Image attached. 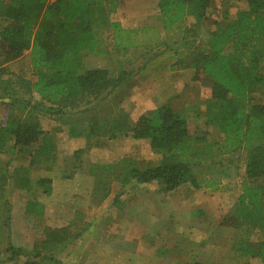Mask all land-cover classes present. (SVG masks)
Segmentation results:
<instances>
[{"label": "rangeland", "instance_id": "obj_1", "mask_svg": "<svg viewBox=\"0 0 264 264\" xmlns=\"http://www.w3.org/2000/svg\"><path fill=\"white\" fill-rule=\"evenodd\" d=\"M158 2L117 1V6L122 8L123 23L127 27L136 29L143 23L145 29H149L148 33L143 30L138 33L140 42L149 41V37H157L152 29L154 27L159 28L157 34L161 41L149 47L121 48L115 44L110 28L99 31L102 40L100 50L106 52L96 54L85 51L82 58L84 68H107L114 76L118 75L122 66L131 65L135 70L124 86L111 95L94 99L89 105L84 101L78 102V105L58 113L55 112L56 106L42 103L40 94L28 91L27 82L37 80L31 65L30 50L25 51L19 59L3 63L6 72L1 79L9 81L11 89L7 88L6 92L0 88V127L7 122L10 114L22 118H32L34 115L44 131L51 136L56 148L51 160L42 161L40 158L31 166L32 181L50 179L46 185H34L30 193L18 192L12 185L6 186L5 195L0 199V259L3 258L0 264L9 257V253H5L9 243L20 246L18 243L28 242L22 246L31 251L34 245L42 243L46 228H55L57 225H67L68 239L56 245H40V257L22 255L15 260L16 264H26V261L36 264H175L176 260L167 258L172 247L179 242L173 229L182 234L188 231V235H191L193 230L181 231L182 227L188 228L190 222L199 221L193 219L186 223L185 213L188 210L196 204L206 203L209 208H218L215 219L223 223L222 217L233 209L245 170L244 152L225 156L220 151L210 153L208 161L215 162L216 168L201 163L194 170L197 176L221 171L224 175L228 173L229 178H224L221 190L207 191L205 194L201 192L200 196L196 194L191 198L188 195L193 189L188 184L168 196L155 182L140 186L133 180L124 185L119 180L124 172L120 165L109 170L103 169L105 164L123 159L135 160L144 167L159 163L160 155L153 152L149 140L133 138L130 127L143 112L165 104L184 110L189 131L201 137L197 144L207 145L209 141L219 143L224 139V133L207 120L205 109L212 95L211 81L204 75L195 78L194 72L183 77L170 69V64L179 57L178 53L191 51L198 43L206 41L209 31L216 26L215 22L222 18L223 5L220 0H213L208 18L201 24H194L195 20L188 17L177 29L165 31L158 19ZM246 6L247 0L234 1L228 6V11L234 15ZM3 25L4 21L0 20V30ZM185 80L186 85L178 87V83ZM253 101L258 103L264 101V98L258 94ZM12 102L15 106H11ZM116 121L125 126L126 132H118L115 138L89 133L91 125L108 128ZM72 127H76L80 134L71 136ZM14 152L10 156L17 154ZM10 156L0 153L4 159ZM10 169L13 171V164ZM30 194H34L36 200L45 205L42 220H36L35 215L29 214L24 208L27 200L32 197H29ZM159 199H163L162 202ZM159 205L162 210L157 207ZM173 205L180 211L172 210ZM10 209L13 215L11 224L7 222ZM151 209H154L153 214ZM172 212L173 215L181 213L177 219H184V224L181 223L179 230L169 227V233L168 229L163 230L167 225L163 216ZM208 217L206 219L211 221ZM135 218L139 221H134ZM207 220L197 229V233L202 230V237L211 235ZM153 231L158 234L153 235ZM233 234L248 236L243 229H225L222 237L227 241ZM251 237L257 239L256 234ZM259 238H264V233ZM221 251L226 257L231 253L227 247H222ZM174 255H177L176 251ZM182 255L188 257L187 254ZM198 259L210 261L211 256L204 251ZM237 259L243 260L241 257Z\"/></svg>", "mask_w": 264, "mask_h": 264}, {"label": "trees", "instance_id": "obj_2", "mask_svg": "<svg viewBox=\"0 0 264 264\" xmlns=\"http://www.w3.org/2000/svg\"><path fill=\"white\" fill-rule=\"evenodd\" d=\"M117 1L0 0V20L4 21L0 30V88L6 90L11 85L1 79L6 72L3 63L20 58L27 50H30L32 69L37 76L36 81L27 82V89L40 94L42 103L56 106L55 112L61 113L78 102L89 105L94 99L111 95L124 86L134 74L131 65L122 66L117 76L107 68H84L85 51L106 52L100 50L102 40L98 32L110 28L115 44L121 48L149 47L161 39L158 27L152 28L157 36L155 39L149 37V41L140 42L138 33L141 30L149 32L143 23L133 30L111 21L110 13L116 9ZM212 1L159 0L158 19L163 30L177 29L188 17L195 20L194 24H201L211 12ZM234 1L238 0H221L222 18L215 22L206 41L198 43L191 51L178 53L170 69L194 68L195 76L204 75L211 81L212 95L205 109L208 123L224 133L225 150L233 151L237 146L247 150L242 193L233 216L226 217L223 224L243 226L248 237L235 245V251L259 257L264 264V239L253 242L249 238L253 232L264 230V184H255L264 178V103L253 101L256 95H264V0H247L246 7L230 15L228 6ZM10 104L15 106L13 102ZM118 132H126L125 126L118 121L108 128L91 125L89 130L92 135L109 138H115ZM130 132L135 139H148L153 151L160 155V161L145 167L130 159L105 164L104 170L122 166L124 172L119 180L124 185L133 180L137 184L155 182L162 192L185 184L194 188H217L216 180L205 179L207 173L197 176L194 171L199 165L196 145L201 137L190 133L184 110L165 104L143 112L130 127ZM79 134L76 127L71 128V136ZM9 140L14 141L19 149L17 152L25 151L17 158L29 161L27 168L40 158L44 161L54 157L56 144L51 142L34 115L22 118L10 114L0 127V153ZM22 168L12 175L0 168V192L3 191L0 199L5 195L9 177H13L14 187L29 191L34 185L44 186L50 181L40 178L33 182L28 174L23 175ZM27 208L38 219L42 218L44 206L36 198L29 199ZM46 229L42 246L60 244L68 239L69 228ZM40 245L37 243L27 251L9 243L5 249V253H9L7 260H16L22 255L38 258L42 254ZM26 264L36 263L26 261Z\"/></svg>", "mask_w": 264, "mask_h": 264}, {"label": "crops", "instance_id": "obj_3", "mask_svg": "<svg viewBox=\"0 0 264 264\" xmlns=\"http://www.w3.org/2000/svg\"><path fill=\"white\" fill-rule=\"evenodd\" d=\"M119 5H120V2H119ZM121 9H122L121 6L120 7L117 6V8L113 11V14L110 15V19H111V21H114V22H120L122 24V26L124 28H126L127 26L123 23L124 20H123V15H122V10ZM145 16H148V15H145ZM140 25L141 24H139V26ZM139 26L136 29H139ZM140 27H142V26H140ZM127 28H130V27H127ZM130 29L134 30V28H132V27ZM2 67H3V65H2ZM172 71L175 72V73H178V75H180V76L182 75L183 77H185L187 74H190V73L194 72V77H195L196 69L187 68V69H184V70H172ZM186 83H187V80H185L183 82H180V83H178V87H180V86L184 87L186 85ZM8 89H11L10 85L8 86ZM8 89L3 90V91L7 92ZM261 97L264 98V95H261ZM259 103H264V101H260ZM46 134H48V133H46ZM195 136H199V135H195ZM49 137H50V140H51L52 138H51L50 135H49ZM51 142L55 144V142L53 140H51ZM5 146L6 147L1 152V155L7 154V155L10 156L12 153H15L14 151H16L17 154H14V155L10 156V158H7V159H4V158L0 157V162H1L0 163V168H2L1 166L5 167L4 173L8 172L10 175H12V173L14 171H16V169L22 168L20 166H23L24 168L21 169V172H23V175L24 174H28V176L33 180V178L31 177V172L33 171V168H31V166H30V168H27V166H29V164L27 162H25L24 159L20 160V159L17 158V157H21V155H23L25 153V151L24 152L23 151L17 152V150H19V149H18V147H16L14 145V141L13 140L12 141H10V140L7 141ZM196 150L198 152L197 155L199 156L197 164L200 165L201 163H203L207 167H212V168L213 167L216 168L217 165H214V164H216L215 162L213 163L212 161H208V155L210 153H216V151H220V154L225 156V155H233L234 153L236 154L237 152L240 151V152H244V154L246 153L245 156H247V150H245L241 146H237L233 151H227V149L225 150V148H224V139H222V141L219 142V143L216 142V141H214V142H210L209 141L207 143V145L197 144L196 145ZM200 157H202V158H200ZM55 160H56V156H55ZM245 160H246V158H245ZM11 164H13V171H11V169H10ZM220 173H222V172L219 171V173H213V174L208 173L206 176H204L205 179H210V180H213V181L216 180V182H218L217 188H214V189L213 188H205V187L194 188L193 186L188 184L189 188H192L193 191H195V190L197 191V192L190 191L189 193H191V194L188 195L189 198H191L193 195L196 196V194H197V196H200L201 192H203L205 194L207 191H218V190H221V186H222V182L224 181V178H229V175H228V173H226L225 175L222 173L220 175ZM242 177L243 178H242V180L240 182L239 194H238L237 199H236V201L234 203V207H233V209L230 212H228L227 216L224 215V217H222L223 220L226 217L233 216V214L235 212L234 210H235V207H236V203L238 201L239 196L242 193L243 183L246 180L245 170H244V175ZM12 179H13V177H9V179L7 180V183H8L7 186L8 185H12V188L17 189L18 192H24L25 193V191H29V190H26V188L25 189H20V188L14 187L15 185L13 184ZM259 183L264 184V178L260 179L255 184L257 185ZM148 184L149 183L139 184V185L140 186H146ZM185 185H187V184H185ZM179 188H177V189H179ZM177 189H175L173 191H170V192H167L168 196H171V194L176 193V191H178ZM30 192L31 191H29V193ZM215 196H217V195L215 194ZM29 197L35 198L34 194H32V195L30 194ZM31 198H29V199H31ZM189 198L186 197V199H189ZM29 199L27 200V203L24 205V208H25L26 211L28 210L27 206H28ZM162 200L163 199H159L160 202H162ZM39 202H41V201H39ZM178 202H179V200L176 203H178ZM198 203H200V202L198 201ZM43 206H44V209H43V211H44L45 210V205L43 204ZM148 206H149V204H148ZM157 207L159 209H161V210L163 209L162 206H160V205L157 206ZM172 210H175V212L180 211V210L175 209L174 205H173V209ZM27 212L29 214L35 215L36 220H42V218L44 216V212H43L42 218L41 219H37V217H36L37 215L35 213H30L29 211H27ZM153 212H154V209H151V214H153ZM217 212H218V208H216V210L213 209L212 207L209 208V207H207L206 203L196 204L194 207H192L190 210H188L185 213V217L187 218V219H185L186 223H188L190 220H193V219H198L199 221L190 222L189 225H188V228H186L184 226V227H182L181 231H185V230L189 229L190 231L193 230L194 233L191 234V235H188V231H187V234H182V233H178L176 230L173 229V233L176 232L177 236L179 237V242L175 243V245L172 247L173 251L171 250V252L169 253L170 255L167 256V258H169V259L173 258L174 260H176L175 264H195V263H201V264H237L239 261L242 262V264H263L259 257H251L249 255L245 256V255L237 253L235 251V249H234L235 245L241 239H243V237H246V235L240 236L238 234V235L235 236L233 234L232 237H230V239H229V240H231V242L229 240H227V241L224 240L222 235H223V232L225 231V229H231V230L237 229V230H240V231H241V229H243L245 231V234H247V232H246V230H245V228L243 226H238V225L236 226V225H233L230 222L227 223V224H223V223H220L221 222L220 220L216 221L215 217L217 215L216 214ZM173 213L174 212L167 213L169 215L166 214L165 216H163L165 222H167V225H165L166 227L163 230L166 231L168 229L167 232H169V233L171 232L169 227H176L179 230L178 227H180V226H182V224H184V219H177L181 213H178L176 215H173ZM8 215H9V221L8 222H9V224H11L12 218H13L11 209L9 210V214ZM148 215H149V213H148ZM208 215H209V217H208ZM207 217L209 219H211V221H208L206 219ZM218 217H220V215ZM143 219H141V220H143ZM206 220H207V222L209 224V229L211 231V235L209 237H202V235H203L202 234L203 233L202 230H200L197 233V229H198V226H200ZM134 221H139V219L135 218ZM216 222H218V224ZM66 227H67V225L66 226L57 225V227H55V228H66ZM192 227H194V228H192ZM173 233H171V234H173ZM262 233H264V230L255 231V232H253L252 235L256 234L257 235V239H253L251 237L252 235H249V238L253 242H256V241H258L260 239H264V238H259L262 235ZM157 234L158 233L153 231V235H157ZM220 234H221V236H220ZM219 237H222V239L219 238ZM185 238H188V239H185ZM12 241L14 243L16 242L14 238H13ZM27 243L28 242H24V241L21 242V243H18L20 246H17V245H15L13 243L12 244L14 246H16V247H23L22 245L26 246ZM222 247H224V248L227 247V248H229V251H231V253H228L229 255H227V257L225 256V254L221 253L222 252L221 251ZM175 251L177 252V255H174ZM204 251H207V253L211 256V260L210 261L209 260L201 261L200 259H198L200 255L204 254ZM182 254H187L188 257L185 258V256L182 255ZM239 257L243 258V260L237 259ZM2 260H3V258L0 259V262ZM258 262H260V263H258ZM1 264H16V261L15 260H6V261L2 262Z\"/></svg>", "mask_w": 264, "mask_h": 264}]
</instances>
